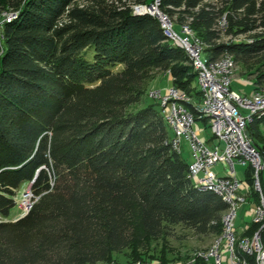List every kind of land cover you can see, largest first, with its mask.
<instances>
[{
	"label": "trees",
	"instance_id": "obj_1",
	"mask_svg": "<svg viewBox=\"0 0 264 264\" xmlns=\"http://www.w3.org/2000/svg\"><path fill=\"white\" fill-rule=\"evenodd\" d=\"M154 1L207 60L230 56L264 84V0H0V264H121L113 254L177 227L221 235L227 204L193 186L161 107L147 100L160 74L190 111L200 99L187 53L155 15L134 13ZM259 125L264 116L246 130L264 159ZM24 186L33 201L12 220ZM259 227L250 221L240 236ZM241 256L256 264L254 252ZM155 261L142 264H183Z\"/></svg>",
	"mask_w": 264,
	"mask_h": 264
},
{
	"label": "built area",
	"instance_id": "obj_2",
	"mask_svg": "<svg viewBox=\"0 0 264 264\" xmlns=\"http://www.w3.org/2000/svg\"><path fill=\"white\" fill-rule=\"evenodd\" d=\"M151 5L155 11L150 14L158 18L165 36L182 48L191 59L196 71L195 84L200 92V99L192 103L193 111H190L185 103L191 102V98L171 84L165 88L163 94L160 89H151L148 96L161 107L171 132V146L179 151L181 140L187 142L190 155L188 178L193 186L200 190L213 191L227 204L222 216L221 235L206 253L197 254L212 259L214 264H222L223 243L229 264H244L241 254L252 252L255 253L256 264H264V240L259 235L264 227V194L259 178L263 164L249 134L246 135L247 124L264 116V84L255 86L250 95L239 94L230 89V74L234 68L231 57L224 55L214 61L202 57L200 44L197 41L189 42L186 36L182 38L176 33L168 19L158 12L157 1ZM13 16V13H8L6 19ZM181 34L190 35L191 32L183 26ZM196 121L207 125L210 131L208 138H201L196 133L193 128ZM218 163L223 166L226 175H219L213 170ZM235 164L250 166L251 184H248L245 172L242 181L236 177ZM251 192L257 194V202H253ZM244 203L250 204V221L260 223V227L250 238L236 239L233 232L236 211ZM30 205L28 200L23 203L24 213Z\"/></svg>",
	"mask_w": 264,
	"mask_h": 264
},
{
	"label": "rangeland",
	"instance_id": "obj_3",
	"mask_svg": "<svg viewBox=\"0 0 264 264\" xmlns=\"http://www.w3.org/2000/svg\"><path fill=\"white\" fill-rule=\"evenodd\" d=\"M147 10V9H146ZM6 15V14H3ZM178 34L179 31L177 32ZM180 36L187 37L188 41H196L192 32L190 35H182ZM205 54L201 53L203 57ZM205 57V56H204ZM167 78H163L160 80L161 93L163 94L165 88L170 84L171 78L167 74ZM254 75L249 74L247 71L242 70L239 66L234 65L232 72L230 74V89L238 92L239 94H246L250 95L254 89L253 85ZM195 84V83H194ZM196 85V84H195ZM149 92V91H148ZM148 101L153 100L152 98H147ZM246 113V111H243ZM203 126L205 129H203ZM193 128L196 130V133L202 138L206 136L207 138L210 136V131L207 125H205L201 121H196L193 125ZM259 131L264 133V125H259ZM183 159L189 163L190 162V155H189V147L187 142L182 139L180 142V150H179ZM261 163L263 164V168L260 170L259 178H260V185L262 192L264 194V159H261ZM247 168V165H239L235 164L234 169L236 173V177L239 180H243L244 172ZM213 170L216 171L219 175H226V171L223 169L221 164H216L213 167ZM16 206L12 209L10 218L17 219L21 214H23V202L24 200H28V203H32V194L29 191L28 186H24L21 188L14 197ZM250 204L244 203L240 208L236 211V219L234 221L233 232L236 239H240V233L245 226V222H249L250 213L248 212V208ZM217 238L213 237H201L193 235L190 231L182 229V228H175L172 232L171 236L167 237L164 240L154 241L148 244L147 249H128L124 251L122 254H113L112 258L116 261L120 262L121 264H142L143 262L152 261V263L157 262L155 261L158 255H164L167 257V260L170 263H183V264H214L213 260L208 258L206 259L203 256H199L197 253L207 252L211 246L214 244ZM259 245H261L259 243ZM223 243L221 244V253L222 259L224 263L222 264H229L227 262V251L223 248ZM157 254V255H156ZM156 255V258H153ZM152 256V258H151ZM198 256V257H197ZM198 258V259H197ZM134 260V261H133ZM133 262V263H132Z\"/></svg>",
	"mask_w": 264,
	"mask_h": 264
},
{
	"label": "water",
	"instance_id": "obj_4",
	"mask_svg": "<svg viewBox=\"0 0 264 264\" xmlns=\"http://www.w3.org/2000/svg\"><path fill=\"white\" fill-rule=\"evenodd\" d=\"M146 11L149 12V13L150 12H154L155 11V8L152 5H149L147 7H144V6H136V7H134V13H144ZM246 135H248V132L247 131H246ZM23 215H24V213L21 214L18 218L22 217Z\"/></svg>",
	"mask_w": 264,
	"mask_h": 264
},
{
	"label": "crops",
	"instance_id": "obj_5",
	"mask_svg": "<svg viewBox=\"0 0 264 264\" xmlns=\"http://www.w3.org/2000/svg\"><path fill=\"white\" fill-rule=\"evenodd\" d=\"M163 78H167V79H168L167 74H160V75L155 79V81H154V83H153L151 89H161V88H159V86H160V80L163 79ZM151 89H150V90H151ZM150 90H149V91H150ZM250 218H251V217H250ZM249 222H250V219H249ZM249 222H245V226H246V224L249 223ZM245 226H244V227H245Z\"/></svg>",
	"mask_w": 264,
	"mask_h": 264
},
{
	"label": "bare ground",
	"instance_id": "obj_6",
	"mask_svg": "<svg viewBox=\"0 0 264 264\" xmlns=\"http://www.w3.org/2000/svg\"><path fill=\"white\" fill-rule=\"evenodd\" d=\"M26 200H24V202H25Z\"/></svg>",
	"mask_w": 264,
	"mask_h": 264
}]
</instances>
